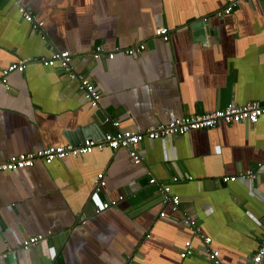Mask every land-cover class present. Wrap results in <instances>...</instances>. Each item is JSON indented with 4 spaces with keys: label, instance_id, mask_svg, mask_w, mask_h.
<instances>
[{
    "label": "crops",
    "instance_id": "0c3cea01",
    "mask_svg": "<svg viewBox=\"0 0 264 264\" xmlns=\"http://www.w3.org/2000/svg\"><path fill=\"white\" fill-rule=\"evenodd\" d=\"M236 1L23 0L43 22L35 31L15 0H0V74L27 64L0 86V162L101 140L114 121L144 131L231 102H264V0L225 14ZM161 26L168 41L156 36ZM141 44L133 56H93L99 45L111 52ZM56 51L70 52L75 73L96 86L97 108L78 80L38 62ZM139 151L141 164L106 148L0 173V257L14 254L0 264H215L184 216L212 238L221 264H249L264 238V117L145 140ZM249 171L254 179L241 177ZM101 173L107 187L96 193ZM229 176L238 179L224 182ZM161 184L181 199L180 211L163 205ZM38 235L46 242L22 252ZM188 241L197 251L181 258Z\"/></svg>",
    "mask_w": 264,
    "mask_h": 264
},
{
    "label": "built area",
    "instance_id": "2783aa9c",
    "mask_svg": "<svg viewBox=\"0 0 264 264\" xmlns=\"http://www.w3.org/2000/svg\"><path fill=\"white\" fill-rule=\"evenodd\" d=\"M19 8V12L23 16L24 20L31 24L35 31H41L43 22L37 20L34 13L28 9L23 0H15ZM242 1L249 0H237L224 10L225 14H230L235 7H238ZM156 36L162 38L164 41L169 40V30L166 27H158L156 30ZM146 49L144 44L138 47H133L127 50H115L108 52L103 46H96L93 51L95 58H100L104 55L109 59H113L117 51H120L126 55L133 56L137 53H141ZM39 63L46 67H57L60 74L71 80H78L80 82V88L84 93L86 100L93 108H97L101 101V94L97 90L96 86L88 78H83L75 73L71 63L72 54L68 51H56L49 57H43L38 60ZM27 64H11L4 69L0 74V86H7L9 76L15 72H24ZM264 117V102L251 101L246 104H238L235 102L229 103L225 108L215 110L212 112H206L194 116H188L183 118L172 117L167 124H159L155 127H151L147 130H133L122 129L118 121L113 122L114 132L105 133L103 139L93 140L87 139L80 145L67 144L61 146H50L48 148L35 150L29 153L18 154L11 156L5 162H0V173H19L25 169L34 167L38 161H42L45 164H52L56 160H65L69 157H82L93 153L95 150H105L106 148L112 151H126L132 158L135 164H141L143 162L142 156L139 151L140 144L145 140H158L169 139L176 135H187L192 131L212 129L221 124H234V123H247L251 126H255L259 120ZM255 173L252 171L247 172L245 175H241L244 179H254ZM238 177H225L224 182H235ZM151 184L157 183L155 178L150 180ZM95 192L100 193L107 187V181L103 173L99 174L94 182ZM159 193L162 197V203L165 206H170L174 212L180 211L181 199L172 193L171 187L165 184H161L159 187ZM117 204V201H106L103 205L96 210V213H101ZM162 218L167 216L165 211L161 212ZM181 223L192 230L200 239L209 251V257L215 264H221L219 259V252L213 249H209L212 244V238L202 234L200 228L197 225L196 220L190 216H184L181 219ZM46 237L43 235L32 236L25 239L22 242V252L29 251L31 247L37 244H44ZM197 249L193 246L191 241L186 242L185 250L181 253V258L189 257L193 255ZM10 253L5 254L2 257H7ZM14 255V254H10ZM0 257V261L2 260ZM129 264H138L135 261H130ZM249 264H264V238L258 250L254 253L249 261Z\"/></svg>",
    "mask_w": 264,
    "mask_h": 264
}]
</instances>
